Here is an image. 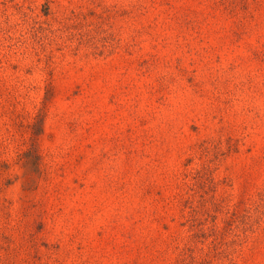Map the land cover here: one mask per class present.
<instances>
[{
	"label": "rangeland",
	"instance_id": "obj_1",
	"mask_svg": "<svg viewBox=\"0 0 264 264\" xmlns=\"http://www.w3.org/2000/svg\"><path fill=\"white\" fill-rule=\"evenodd\" d=\"M0 264H264V0H0Z\"/></svg>",
	"mask_w": 264,
	"mask_h": 264
}]
</instances>
